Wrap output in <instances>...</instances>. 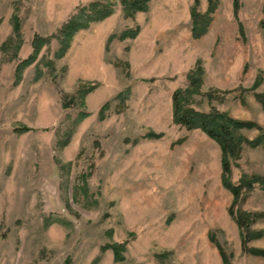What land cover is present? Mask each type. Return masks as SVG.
I'll list each match as a JSON object with an SVG mask.
<instances>
[{"label": "rangeland", "instance_id": "rangeland-1", "mask_svg": "<svg viewBox=\"0 0 264 264\" xmlns=\"http://www.w3.org/2000/svg\"><path fill=\"white\" fill-rule=\"evenodd\" d=\"M96 2L113 14L59 57L61 30ZM193 8L209 0L133 15L121 0H0V264H264V142L230 158L229 180L253 183L236 199L221 146L177 122L173 99L202 68L189 104L264 134V0H220L201 37ZM37 35L40 54L17 72ZM81 80L97 84L90 114L62 147Z\"/></svg>", "mask_w": 264, "mask_h": 264}, {"label": "trees", "instance_id": "trees-1", "mask_svg": "<svg viewBox=\"0 0 264 264\" xmlns=\"http://www.w3.org/2000/svg\"><path fill=\"white\" fill-rule=\"evenodd\" d=\"M123 2L124 9L128 15H133L138 11H145L149 8V4L153 0H121ZM220 0H209V8L205 13H199L196 8H193V28L194 35L196 37H201L203 34L208 32L209 26L213 20V15L219 5ZM239 0H235L236 8L238 6ZM196 4H199V0H196ZM93 14H86V9H83L77 15L74 16L69 23H67L64 28L61 30L62 34L60 37V49L58 52V56L61 57L68 49L73 36L82 29L88 28L89 24L92 21H102L113 14L114 10L109 5L104 2H96L91 5ZM16 18V17H15ZM18 19V18H16ZM1 23V20H0ZM19 25V23H17ZM18 27V26H17ZM139 30L135 31L133 35H135ZM112 39V38H111ZM38 35L34 38L32 47L33 53L32 55L23 60V62L18 66L17 72H21L23 68L31 65L34 60L37 59L38 55L41 52L42 45L44 40ZM204 75V70L202 68H196L192 71L190 75V88L188 89H179L174 94V114L175 119L181 125L188 129H201L206 132V134L211 137L213 140L217 141L221 146L222 151V182L224 185L233 193L236 199L239 198L241 191L243 189H250L253 185L252 180H247V178L243 177L240 181V184H234L229 180V174L232 171L230 168V158L236 157L240 155V151L242 145L247 142L252 146L260 145L264 142V134L256 137L255 139H246L242 136L241 130L248 128H255L257 125L252 121H242L231 117L226 112L217 111L213 109L209 112L199 111L189 104L190 95L195 92H198L200 87L202 86V78ZM96 83H92V81H80L78 85L77 95L74 97H79L81 100L82 109L77 115V122L75 127H73L70 132L66 133V137L59 142V144L64 147L67 146L75 133V128L79 123L84 121L87 117H89V112L86 109V96L96 89ZM75 99V98H73ZM66 104H69L66 102ZM108 105V104H107ZM28 127H23L22 131H27ZM149 136H156V134H150ZM232 213H234L232 211ZM240 226H245V216L241 214L240 217L237 218ZM256 251V250H255ZM222 252V251H221ZM224 252L222 253V255ZM119 256V250H116V257ZM225 264H227V256L224 255Z\"/></svg>", "mask_w": 264, "mask_h": 264}]
</instances>
